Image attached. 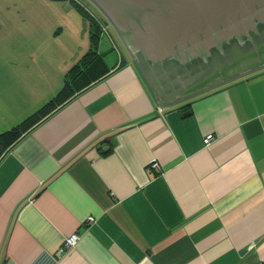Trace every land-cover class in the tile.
Listing matches in <instances>:
<instances>
[{
	"label": "crops",
	"instance_id": "0c3cea01",
	"mask_svg": "<svg viewBox=\"0 0 264 264\" xmlns=\"http://www.w3.org/2000/svg\"><path fill=\"white\" fill-rule=\"evenodd\" d=\"M45 1L68 40L0 43V135L56 101L0 154V264H264V41L150 65L100 37L80 65L84 19Z\"/></svg>",
	"mask_w": 264,
	"mask_h": 264
},
{
	"label": "water",
	"instance_id": "95a60500",
	"mask_svg": "<svg viewBox=\"0 0 264 264\" xmlns=\"http://www.w3.org/2000/svg\"><path fill=\"white\" fill-rule=\"evenodd\" d=\"M88 1L125 48L150 65L205 58L211 44L220 47L227 34L255 30V20H264V0Z\"/></svg>",
	"mask_w": 264,
	"mask_h": 264
},
{
	"label": "rangeland",
	"instance_id": "374dc122",
	"mask_svg": "<svg viewBox=\"0 0 264 264\" xmlns=\"http://www.w3.org/2000/svg\"><path fill=\"white\" fill-rule=\"evenodd\" d=\"M48 6L50 7V5ZM48 6L45 0H0V43L6 44L8 47L13 41L26 39L42 40L46 43L56 42V44L68 40L70 33L60 30V26L62 27V22H64L63 19L51 20V22L47 19L43 20V16L52 15L49 11H54L53 6L50 8ZM54 16L59 17V13L55 12ZM71 24V22H67L68 26ZM38 27L44 30L43 33H39ZM83 28L87 33L88 24L86 21L83 23ZM262 41L264 40L261 39L248 49L238 48L235 55L236 62L240 63L244 58L254 57L256 59L258 56L261 58L263 50L259 49L258 45ZM248 50L250 51L247 52Z\"/></svg>",
	"mask_w": 264,
	"mask_h": 264
},
{
	"label": "trees",
	"instance_id": "16d2710c",
	"mask_svg": "<svg viewBox=\"0 0 264 264\" xmlns=\"http://www.w3.org/2000/svg\"><path fill=\"white\" fill-rule=\"evenodd\" d=\"M70 4L71 6H73V8L76 9V11L81 15L84 21H86L88 24V38L90 42V49L84 55L80 65L82 64L84 65L86 60L87 61L91 60V62H94L97 60V55L94 51V48L96 46V42H98V40L100 39V33H101L100 28L97 22L94 21L92 17H90L85 12H83L81 9H79L75 4H72V3ZM80 65H74L67 72L63 87L59 94V97L63 95H67V93L71 91V87L73 85L76 86L78 82L80 81V79L84 77L83 73L79 71ZM55 105H56L55 100L46 104L44 107L38 110L35 114L31 115L26 120H24L21 124H19L15 129L5 134H1L0 135V154L8 147L11 141H14L17 138V135L19 133H22L25 130L32 127L33 125H35L41 118H43L46 114H48L49 111H51Z\"/></svg>",
	"mask_w": 264,
	"mask_h": 264
},
{
	"label": "flooded vegetation",
	"instance_id": "af4514ba",
	"mask_svg": "<svg viewBox=\"0 0 264 264\" xmlns=\"http://www.w3.org/2000/svg\"><path fill=\"white\" fill-rule=\"evenodd\" d=\"M256 30V31H255ZM255 30H249L239 32L237 34L229 33L221 41L220 47L211 44L206 53L205 58L209 60L214 59H228L234 55L236 48L238 46L251 47L257 42L261 41L264 36V20L259 22L255 20ZM247 33V34H246ZM262 36V37H261ZM201 57H195V61H200V59H205ZM170 59L169 61H171ZM194 59L188 60L186 62H192Z\"/></svg>",
	"mask_w": 264,
	"mask_h": 264
},
{
	"label": "built area",
	"instance_id": "2783aa9c",
	"mask_svg": "<svg viewBox=\"0 0 264 264\" xmlns=\"http://www.w3.org/2000/svg\"><path fill=\"white\" fill-rule=\"evenodd\" d=\"M68 3L75 4L79 9L85 12L87 15L93 18L94 21L97 22L100 28V37L107 40L110 48L115 52L118 59L121 56L120 50L118 48V43L116 38L118 39L116 33L114 32L111 25L106 21V19L100 14V12L88 1V0H65ZM119 40V39H118ZM120 41V40H119ZM157 112L160 113L161 110L157 109ZM210 138L205 140V143L209 141ZM152 169L154 171H158V166L156 164L152 165ZM76 241V236H71L70 238L65 239L63 246L65 248H71L74 246ZM61 250L57 251V255H59Z\"/></svg>",
	"mask_w": 264,
	"mask_h": 264
}]
</instances>
